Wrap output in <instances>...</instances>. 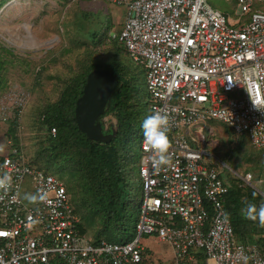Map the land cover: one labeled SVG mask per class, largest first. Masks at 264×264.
Returning a JSON list of instances; mask_svg holds the SVG:
<instances>
[{
  "label": "built area",
  "instance_id": "1",
  "mask_svg": "<svg viewBox=\"0 0 264 264\" xmlns=\"http://www.w3.org/2000/svg\"><path fill=\"white\" fill-rule=\"evenodd\" d=\"M98 1L127 8L118 38L146 70L151 113L169 116V163L154 166L142 138L137 235L95 242L79 231L58 177L22 156L1 155L0 174L9 173L12 184L0 189V264H142L140 239L152 235L170 245L171 264H264L262 248L234 232L225 169L205 162L200 130L184 131L219 120L264 148V0H238L249 15L239 26L207 0ZM30 100L19 86L1 94L0 121L15 120L20 129ZM27 181L36 196L31 204L23 192Z\"/></svg>",
  "mask_w": 264,
  "mask_h": 264
},
{
  "label": "rangeland",
  "instance_id": "2",
  "mask_svg": "<svg viewBox=\"0 0 264 264\" xmlns=\"http://www.w3.org/2000/svg\"><path fill=\"white\" fill-rule=\"evenodd\" d=\"M207 1L224 13L230 24L239 26L249 21L244 4L238 0ZM0 3V60L4 63L1 73L7 81L5 88L19 86L31 93L19 129V145L27 162L33 163L38 156L42 161L43 156L38 153H43L40 150L45 144L43 139L48 138V131L43 124L44 109L50 103L59 101L65 87L82 74L87 66L95 62L104 64L114 55L116 57L117 48L123 46L118 44L116 36L120 34L127 8L125 5L98 0H0ZM255 5L260 6V3L256 2ZM239 18L241 22L237 23ZM117 57L123 58L135 71L139 83L145 87L144 109L146 116L150 115L146 70L140 63L134 62L128 51H119ZM4 90L1 87L0 93ZM106 122L107 126L112 127L114 119L111 117ZM192 130H200L204 135L208 154L206 163L223 167V175L230 184L253 188L264 197V148L254 147L248 135H237L219 120L202 121L191 129H184L186 133ZM9 133V126L0 121V155L10 153ZM139 145L137 143L135 146L138 160L129 175L132 176L133 190L137 195L141 194L142 182ZM47 172L64 184L68 183V176L58 171L57 167ZM249 173L252 174L251 180L247 178ZM23 192L26 196L32 195L29 181L24 184ZM32 202L25 198L26 204ZM79 213L82 215L83 212ZM92 221L89 218V222ZM90 225L87 231L94 238L95 227ZM133 233L137 235L136 230ZM113 240L121 242L119 235ZM140 243L146 248L150 264H171L173 261L170 245L158 237L143 236Z\"/></svg>",
  "mask_w": 264,
  "mask_h": 264
},
{
  "label": "trees",
  "instance_id": "3",
  "mask_svg": "<svg viewBox=\"0 0 264 264\" xmlns=\"http://www.w3.org/2000/svg\"><path fill=\"white\" fill-rule=\"evenodd\" d=\"M116 38L118 44L123 45L117 48L116 57L114 55L113 59L104 64L95 62L87 66L82 74L65 87L61 99L44 109L43 124L48 131V138L43 139L45 144L40 149L43 153H38L43 156V160L38 156L33 163L28 162L45 172L57 167L58 171L68 176L65 186L70 202L80 218L78 229L88 234L87 228L93 224L94 238L88 236L95 242L102 238L114 241L117 235L121 242L132 241L136 237L133 230H136L143 197L142 182L141 194L137 195L133 190L132 176L129 175L138 160L135 146L143 138L141 124L146 116L143 100L145 87L139 83L135 71L123 58L117 57L119 51L127 52V49L118 35ZM3 68L4 63L0 60V88L6 89L0 95L15 87L5 88L7 81L1 73ZM97 68L109 69L119 80V86L111 95L104 114L100 116L104 130L113 131V138L108 143L90 140L80 131L75 119L76 101L83 93L87 75ZM111 117L114 123L109 127L106 121ZM1 123L10 128L8 136L11 138V148L8 154L24 158L19 145L20 131L15 120ZM224 202L239 240L256 243L264 252L263 226L259 219H248L242 214V209H246L248 204L259 208L264 204V197L253 188L233 183L224 196ZM79 212H83L82 215ZM89 218L93 221L89 222ZM148 259L145 249L142 264H150Z\"/></svg>",
  "mask_w": 264,
  "mask_h": 264
},
{
  "label": "water",
  "instance_id": "4",
  "mask_svg": "<svg viewBox=\"0 0 264 264\" xmlns=\"http://www.w3.org/2000/svg\"><path fill=\"white\" fill-rule=\"evenodd\" d=\"M119 86V80L107 68L90 71L82 95L76 101L75 119L80 131L92 141L108 143L113 131H105L100 121L111 95Z\"/></svg>",
  "mask_w": 264,
  "mask_h": 264
},
{
  "label": "clouds",
  "instance_id": "5",
  "mask_svg": "<svg viewBox=\"0 0 264 264\" xmlns=\"http://www.w3.org/2000/svg\"><path fill=\"white\" fill-rule=\"evenodd\" d=\"M256 105L255 102H253ZM143 130L144 144L150 148L152 155L150 157L154 166L159 168L169 163L168 155L171 144L169 136V116L167 113L153 111L147 115L141 124ZM12 184V177L5 172L0 174V189L7 191ZM29 201L36 200V196L27 195ZM242 214L248 219H259V223L264 226V204L259 208L254 204H248L246 209H242Z\"/></svg>",
  "mask_w": 264,
  "mask_h": 264
}]
</instances>
